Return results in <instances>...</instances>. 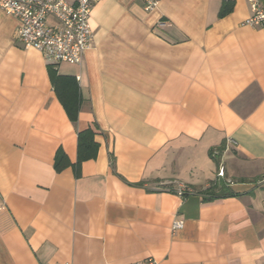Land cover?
Listing matches in <instances>:
<instances>
[{"label": "crops", "instance_id": "1", "mask_svg": "<svg viewBox=\"0 0 264 264\" xmlns=\"http://www.w3.org/2000/svg\"><path fill=\"white\" fill-rule=\"evenodd\" d=\"M248 1L97 2L84 63L56 67L78 83L77 123L0 9V264H264V179L230 165L264 162V24H245ZM94 123L97 155L76 167ZM215 180L237 195L206 200Z\"/></svg>", "mask_w": 264, "mask_h": 264}, {"label": "built area", "instance_id": "2", "mask_svg": "<svg viewBox=\"0 0 264 264\" xmlns=\"http://www.w3.org/2000/svg\"><path fill=\"white\" fill-rule=\"evenodd\" d=\"M100 0H0V9L19 20L17 39L27 48L40 51L56 67L62 62L82 66L87 50L91 47L93 30L91 12ZM147 10H153L161 0H142ZM251 16L246 25L257 27L264 24V1L249 0ZM52 19L54 22H50ZM225 176L221 167L216 173ZM185 185L177 188L184 196ZM184 222H176L175 228ZM72 264V263H66ZM133 264H159L154 258H147Z\"/></svg>", "mask_w": 264, "mask_h": 264}, {"label": "trees", "instance_id": "3", "mask_svg": "<svg viewBox=\"0 0 264 264\" xmlns=\"http://www.w3.org/2000/svg\"><path fill=\"white\" fill-rule=\"evenodd\" d=\"M230 9L227 6H223L220 10V15L226 14ZM50 75L52 83L60 102H62L67 114L72 122L77 123L80 113L81 98L78 90V83L72 76L61 75L56 71V66L50 65ZM98 132V125L87 126L84 129L78 130V160L76 167L83 161L96 157L99 144L95 140V135ZM226 146L219 148L218 153L221 154L225 150ZM210 155L215 159L216 164L219 165L220 161L218 156L214 155V150H210ZM68 163L65 161V156L62 154L56 161L57 169H61ZM220 178V177H218ZM230 186L226 181L215 180L211 183V186L201 191L205 195L206 200L235 196L237 193L229 188Z\"/></svg>", "mask_w": 264, "mask_h": 264}, {"label": "rangeland", "instance_id": "4", "mask_svg": "<svg viewBox=\"0 0 264 264\" xmlns=\"http://www.w3.org/2000/svg\"><path fill=\"white\" fill-rule=\"evenodd\" d=\"M52 23V19H49ZM62 71H65V68H62ZM230 165L234 167L235 172L234 176L238 179H264V162H257L248 160L245 158L233 159L231 160ZM226 176L222 177L221 180L225 179Z\"/></svg>", "mask_w": 264, "mask_h": 264}]
</instances>
